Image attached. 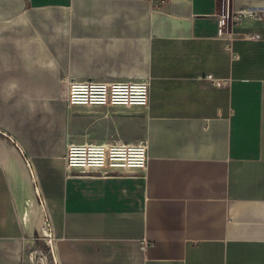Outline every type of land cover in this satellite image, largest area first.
Listing matches in <instances>:
<instances>
[{
	"label": "crops",
	"instance_id": "obj_1",
	"mask_svg": "<svg viewBox=\"0 0 264 264\" xmlns=\"http://www.w3.org/2000/svg\"><path fill=\"white\" fill-rule=\"evenodd\" d=\"M247 6L0 0V264H44L48 212L60 264H264V14L218 29ZM73 80L150 81L145 170L67 168L83 120L130 123Z\"/></svg>",
	"mask_w": 264,
	"mask_h": 264
},
{
	"label": "built area",
	"instance_id": "obj_2",
	"mask_svg": "<svg viewBox=\"0 0 264 264\" xmlns=\"http://www.w3.org/2000/svg\"><path fill=\"white\" fill-rule=\"evenodd\" d=\"M263 14L264 9L256 6H247L239 9L232 8L230 11L219 15V33H226V27L229 23L234 26L240 24L245 17L260 18ZM250 37L254 38V36ZM149 90V80L112 82L73 80L70 84L69 100L72 104L90 106H147L149 102ZM147 161V141L145 139L137 142L73 143L69 144L66 156L67 168L100 173H110L117 170H145L147 168ZM28 163L32 168L33 165L29 159ZM33 175H35V172ZM39 196L41 203L46 206V199L40 191ZM44 236L46 237V243L51 241V247H49L51 253H55L58 237L55 234L51 215L46 217ZM43 256L45 257L47 255L43 254ZM54 259L56 264H60L58 258L54 257Z\"/></svg>",
	"mask_w": 264,
	"mask_h": 264
},
{
	"label": "rangeland",
	"instance_id": "obj_3",
	"mask_svg": "<svg viewBox=\"0 0 264 264\" xmlns=\"http://www.w3.org/2000/svg\"><path fill=\"white\" fill-rule=\"evenodd\" d=\"M93 106V105H91ZM90 105L78 104V108L82 111L90 109ZM94 106H107V107H124L130 110V123L125 130H122L121 127H117L114 124L113 128H107L103 126L97 127L95 124L93 125L89 118L83 120L82 128L77 132L75 136L72 134L73 138L70 144L77 143H90V142H115V141H125V142H137L143 140V129H142V119L139 117L138 105L134 106H123V105H94ZM85 113V112H84ZM89 114V113H87ZM140 120V121H138ZM47 207V205L45 206ZM47 216H50V213H47ZM54 225V223H53ZM55 234L57 236V230L54 225ZM42 241L41 248L43 249V253L47 256H41V261L45 264L50 262L51 264H56L55 258H58L57 249L56 252L51 253L49 247H51V241L46 243V237L44 236V230L38 235ZM58 237V236H57Z\"/></svg>",
	"mask_w": 264,
	"mask_h": 264
},
{
	"label": "bare ground",
	"instance_id": "obj_4",
	"mask_svg": "<svg viewBox=\"0 0 264 264\" xmlns=\"http://www.w3.org/2000/svg\"><path fill=\"white\" fill-rule=\"evenodd\" d=\"M46 231V230H45ZM48 264H50V262H48Z\"/></svg>",
	"mask_w": 264,
	"mask_h": 264
}]
</instances>
